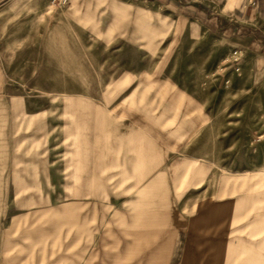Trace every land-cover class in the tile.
Instances as JSON below:
<instances>
[{"label":"rangeland","instance_id":"obj_1","mask_svg":"<svg viewBox=\"0 0 264 264\" xmlns=\"http://www.w3.org/2000/svg\"><path fill=\"white\" fill-rule=\"evenodd\" d=\"M66 9L55 11L51 4L39 19V64L9 66L8 103L17 112L8 115L7 136L0 138V264H14L1 249L7 240L14 244L17 233L34 229L32 235L46 239L45 231L64 227L63 203L70 196L64 187L77 184L66 175L67 150L96 136L110 143L109 130L118 121L125 129L134 121L138 130L145 123L157 134L152 151L162 158L152 163L153 201L212 203L199 217L216 220V231L226 223L225 233L241 235V256L234 264H264V53L234 54L238 49L207 35L170 46L176 42L174 24L161 34L159 18L138 21L141 32L117 39L123 45L130 40L135 48L98 49L113 35L91 32L84 38L69 32L94 30L102 18L66 19ZM166 37L169 47L163 50ZM81 41L88 47L80 48ZM165 56L168 64H159ZM175 106L186 107V113ZM194 106L205 113L194 114ZM117 107L135 110L113 114ZM193 116L205 119L194 127L188 120ZM122 172L116 178L108 170L103 174V184L119 187V202L127 199L123 186L130 180ZM87 260L99 264L100 259Z\"/></svg>","mask_w":264,"mask_h":264},{"label":"crops","instance_id":"obj_2","mask_svg":"<svg viewBox=\"0 0 264 264\" xmlns=\"http://www.w3.org/2000/svg\"><path fill=\"white\" fill-rule=\"evenodd\" d=\"M51 3L52 0H0V138L7 136L8 115L17 112L8 103L9 66L39 64L37 24ZM64 7L66 19L83 15L102 18L101 25L94 30L71 27L69 32L84 38L91 32L112 34L111 40L102 41L98 49L130 48V40L125 45L117 41L123 38L120 35L141 32L135 23L148 20L151 24L153 18H159L160 27L163 25L161 34L168 33L169 22L174 24L171 28L176 42L170 46L183 44L185 37L193 41L207 35L243 53H264V0H69ZM8 19H16L15 24ZM80 44V48L88 47L87 41ZM168 47L166 37L160 48ZM13 50L16 52L12 53ZM24 51L31 53L25 57ZM159 64H168L167 57H162ZM175 93L183 96L184 91L177 88ZM174 108L186 113V107ZM132 109L117 107L113 114H128ZM192 109L194 114L205 113L198 106ZM204 119L205 116H193L188 120L196 127ZM124 127V123L116 122L109 130L111 142L106 145L96 136L86 142L80 139L79 145L67 150L66 175L76 178L77 184L64 187V194L70 195L63 203L64 227L54 226L51 232L45 231L46 239L32 235L34 229L27 234L17 233L15 243L7 240L5 250L1 249L3 256L15 259L14 264H88V257L99 258V264H234L233 259L241 256V235L225 233L226 223L216 231V220L199 217L214 208L212 203L198 207L194 203L193 207L190 203L151 199L152 176L157 172L152 163L162 158L161 153L152 151L157 134L145 123L140 130L134 121L128 122L127 129ZM104 162L109 164L104 167ZM120 166L121 175L125 176L127 171L130 179L123 186L127 199L121 202L120 197L115 199L119 187L103 184L104 170L116 178ZM158 172L160 176L166 175V171ZM188 209L196 212L186 213L184 210Z\"/></svg>","mask_w":264,"mask_h":264},{"label":"built area","instance_id":"obj_3","mask_svg":"<svg viewBox=\"0 0 264 264\" xmlns=\"http://www.w3.org/2000/svg\"><path fill=\"white\" fill-rule=\"evenodd\" d=\"M69 3V0H52V7L53 8H60V7H64ZM239 52H242L240 50H236L234 52V54H238ZM240 57V54L236 57H234L233 60H237Z\"/></svg>","mask_w":264,"mask_h":264}]
</instances>
